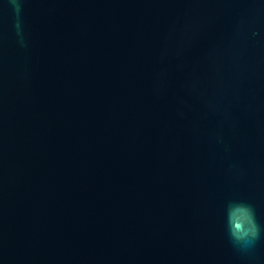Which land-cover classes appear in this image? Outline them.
Masks as SVG:
<instances>
[{
  "label": "water",
  "instance_id": "obj_1",
  "mask_svg": "<svg viewBox=\"0 0 264 264\" xmlns=\"http://www.w3.org/2000/svg\"><path fill=\"white\" fill-rule=\"evenodd\" d=\"M237 199L264 227V0H0V264H264Z\"/></svg>",
  "mask_w": 264,
  "mask_h": 264
},
{
  "label": "clouds",
  "instance_id": "obj_2",
  "mask_svg": "<svg viewBox=\"0 0 264 264\" xmlns=\"http://www.w3.org/2000/svg\"><path fill=\"white\" fill-rule=\"evenodd\" d=\"M256 4V0H249ZM17 14L22 12L23 0H9ZM259 9L253 8L252 15L245 25L244 21L237 27V34L243 35L245 39L255 37V23L258 18ZM225 227L229 241L239 249L245 250L255 245L264 233V227L257 220L255 207L242 199L230 200L225 207Z\"/></svg>",
  "mask_w": 264,
  "mask_h": 264
}]
</instances>
